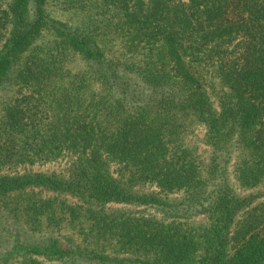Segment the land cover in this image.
<instances>
[{
  "label": "trees",
  "instance_id": "trees-1",
  "mask_svg": "<svg viewBox=\"0 0 264 264\" xmlns=\"http://www.w3.org/2000/svg\"><path fill=\"white\" fill-rule=\"evenodd\" d=\"M4 88L0 264H264V0H0Z\"/></svg>",
  "mask_w": 264,
  "mask_h": 264
},
{
  "label": "rangeland",
  "instance_id": "rangeland-1",
  "mask_svg": "<svg viewBox=\"0 0 264 264\" xmlns=\"http://www.w3.org/2000/svg\"><path fill=\"white\" fill-rule=\"evenodd\" d=\"M54 15V17L56 18H59V19H62V20H67L66 19V14H63L61 13L60 11H54L52 13ZM12 90L11 88H4L2 90H0V100H3L5 98L8 97V95H11L12 94ZM202 130L197 127L196 128V132H195V135H194V139L197 140L198 144L201 145V148L202 146V143L200 142V136L202 135ZM193 140V139H192ZM67 166V160L66 158H61V159H58L57 161H53V162H46V163H38V164H34V165H31V166H19V167H16L15 169L11 170V169H4L3 172H10V173H13L14 170L15 171H24L25 169H32V170H35V171H56V172H63L65 171V168ZM133 210H135V212H139L140 209L139 208H136V207H133L131 208ZM46 264H60L58 261H47Z\"/></svg>",
  "mask_w": 264,
  "mask_h": 264
}]
</instances>
